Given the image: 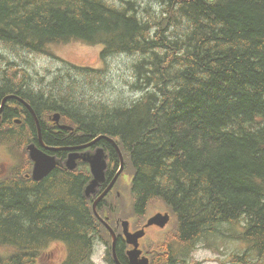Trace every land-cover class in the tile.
Listing matches in <instances>:
<instances>
[{
	"label": "trees",
	"instance_id": "trees-1",
	"mask_svg": "<svg viewBox=\"0 0 264 264\" xmlns=\"http://www.w3.org/2000/svg\"><path fill=\"white\" fill-rule=\"evenodd\" d=\"M73 38L103 45L106 60L134 56L130 86L140 96L132 104L74 100V78L91 80L102 70L66 62L75 76L52 89L44 82L28 89L27 74L20 84L0 81V105L9 94L31 103L43 141L54 146L65 143L47 128L54 111L84 133L81 139L117 138L138 211L162 198L181 216L186 240L244 219L240 239L257 254L256 264L264 262V0H0V48L40 54ZM15 118L28 132L20 137L24 151L28 142L38 143V127L29 107L10 97L0 125L20 128ZM100 145L113 178L119 152L106 140ZM28 167L0 177V264H33L38 248L51 241L73 248L69 264L85 249L89 259L98 230L94 200L85 195L89 167L57 166L36 181L26 178ZM124 242L118 239L117 255L130 264Z\"/></svg>",
	"mask_w": 264,
	"mask_h": 264
},
{
	"label": "rangeland",
	"instance_id": "rangeland-1",
	"mask_svg": "<svg viewBox=\"0 0 264 264\" xmlns=\"http://www.w3.org/2000/svg\"><path fill=\"white\" fill-rule=\"evenodd\" d=\"M178 23L179 20L176 19L175 26H177ZM1 48L3 50H1ZM1 48V82L8 78L10 80L13 79V81L20 84L23 76L27 74L28 83H26V85L28 89L29 84L38 87L39 82H44L47 88L52 89L59 82L62 83L63 79L66 77H72L69 75H73V77L75 76L73 70L66 68V62H68L79 66H90L102 70V72L99 74V77H94L91 80L84 77L77 79L74 78V83L79 86L74 90V92H72V97L74 100L79 97V99L85 98L91 100V102L95 101L104 103L106 102L107 104H116V102L128 99V101H131L132 104V102L140 96L139 92L130 86V83L133 82L135 78V72L132 73L133 70L131 67L134 63L132 61L134 56L129 57L128 54L125 55L122 53L108 57L106 60L102 55L101 45L89 44L84 40H79L77 38L54 43L49 46V49H46L48 52L40 54L38 52H26V49L22 47H20L22 49L21 50L13 45L8 46V44L4 45V47L1 45ZM90 84H92V86H90ZM17 87H19V85ZM36 87H34V89H37ZM93 87L95 89H92ZM67 88L68 87H66V89ZM89 88L92 89V92H90ZM124 94H126L125 97L123 96ZM10 95H14L12 98L19 100L23 99L18 94ZM7 102L5 105H7ZM1 106H3V104ZM2 112L0 113L1 120ZM45 112L46 111L43 113ZM56 114V112L50 113V116L52 117L50 119H53L54 121ZM21 118L25 119L23 117ZM19 124L20 128H15L11 122H8L5 125H0V141H2L0 146H4L0 149V177L4 179L8 178L4 177L6 173H9V176H12L15 170H25L27 164L30 162V160H32L29 152H27V150L23 151L22 148V144L26 143L27 141H22L21 138L24 137L23 134L27 132V130L24 129L22 123ZM13 132L19 133V136H15L17 140H7L5 137ZM11 142L15 144L10 146L5 145ZM122 154L123 160L125 162L123 170L125 175L121 180L123 186L120 185V180L118 179L109 193L97 205V213L93 208L94 214L98 219V230L96 234L97 237L94 241V252L96 251L97 253L95 262H98V264H111L110 259L113 255L111 249L112 238L110 233L112 235L113 232L115 233V228L118 227L119 222L122 220H132V226L134 229L138 226V224L144 225L146 222V217L152 215L154 212H156V210H166L167 207L173 215L172 218L174 222L172 227H174V229L164 232L160 231V228H157V233L150 234L151 236H156L152 238L155 241L154 244H147V246L153 251V255L156 256V262L158 264H166L168 260L167 256L169 254V246H172L176 252L180 253L185 247V243L177 239L179 236L178 220L176 215L173 213V210L162 198H154L151 200L148 204L146 213L143 216L137 215L134 207L135 197L131 191V187L129 185L130 181L128 179V177H130V179L132 178V174L129 170L127 156L124 152H122ZM88 166L91 170L89 172L91 173L92 169L90 163L86 165V167ZM108 180L109 179L107 177V179L102 182L101 186L99 187L100 191H102L101 193H103V186ZM118 190L119 193H117ZM101 193L98 195V197L101 195ZM87 198L93 199V196ZM102 202L106 204L105 209L101 206L99 208V205ZM93 204L94 201H92V206ZM109 207H112L113 211H111ZM104 221H106L112 227L113 232L107 227ZM243 222L244 219H240L239 221L232 222L230 225H228L227 221H223V225L218 226L219 231L216 232L220 233V235L215 236L214 234L212 237H207V235L203 236L204 238L202 237L203 239L200 241L199 246H196L191 255L189 251L185 257H182L180 254V264H256L255 262L257 261L254 260H256L257 254H252L250 245L241 242L242 240L240 239V235L245 228ZM167 229L168 227L161 230ZM93 231L95 230L93 229ZM150 231L153 232L154 230L149 229V232ZM147 239L149 238H144L142 241L145 242ZM143 244L145 245V243ZM57 246H62L63 251L61 253L63 257H67L70 254L68 252L69 247L67 248L63 241H51L45 247L49 248V250L53 249L59 253L60 249ZM34 248L35 247L31 249ZM50 252L51 251L46 253L45 257H47ZM260 253L261 252L259 250L258 258L260 257ZM189 255L190 258H188ZM84 256L87 258L86 253L81 257L83 258ZM77 258H79V256L76 255L75 259ZM258 264H264L262 257L258 260Z\"/></svg>",
	"mask_w": 264,
	"mask_h": 264
},
{
	"label": "flooded vegetation",
	"instance_id": "flooded-vegetation-1",
	"mask_svg": "<svg viewBox=\"0 0 264 264\" xmlns=\"http://www.w3.org/2000/svg\"><path fill=\"white\" fill-rule=\"evenodd\" d=\"M21 123L23 124V120H22ZM47 128L50 129V130H53L54 133H61L63 135V137H64V142H65L61 146H64V147L69 148V149H64L62 151H58V152H55L54 153V152H52V151H50V150H48L46 148L47 145H52V144H48V143L42 144V143H40L38 136H37L38 143L35 142V140H32V141L28 142L25 145V147L29 143H35V144H37L42 150H44L47 153H49L51 155H54L56 157V159L58 160V165L57 166H61L63 168H67L66 167V162L69 159L71 152H73V151H78V153H93V152H95L100 147L99 146L100 145V141L97 142V143H94V144H92L90 146L83 147V145H86V144L90 143L94 138L90 139V137H89L90 140H88V139H85V140L84 139H81V137H84L85 136L84 133L81 132V131L79 133H75V131L74 132H70L69 130H60L59 128L54 127V126H47ZM62 131H65L67 133H65V132L63 133ZM33 138L35 139V136ZM109 143H110V145H113V146L116 147V145H115L114 142L109 141ZM78 146H82V147L81 148H77V149H73V148L78 147ZM25 147H24V150H25ZM86 165H88V162L87 161H84L82 158H79L77 160V166H76L75 170L76 169L81 170V169L85 168ZM120 165H121V161H120V164L118 165L117 169L115 168L116 164L114 165V168L116 169L115 172H114V174H113L114 176H115L116 172L118 171ZM27 166H29L28 167L29 169H27L26 172H25L26 173V178H28V179L30 178L31 180L36 181L33 178V176H32V172H33V168H34V162H32V160H30V162L27 164ZM112 169H113V165H112ZM111 179H112V177H110L109 180L107 181V183L103 186V190L109 184V182L111 181ZM120 185L123 186L122 182H120ZM99 193H100V191H99ZM99 193L97 194V196L99 195ZM117 193H119V190L117 191ZM134 200H135L134 207H135V210H136L137 215L138 216H143L146 213V211H147L148 203L146 204L145 207H143L141 210L138 211L137 210V207H136V203H137L136 198H134ZM105 206H106V204L103 205L102 208L105 209ZM109 208L111 209V211H113V208L112 207H109ZM165 212L168 213L169 216H170V220H169L168 226L165 227V228L168 227V229L167 230H160V231L168 232L169 230L174 229V227H172L174 220L172 218L173 215H171V213H170V211L168 210L167 207H166V211ZM155 213L156 212H154L153 214H155ZM152 215H149L148 217H146V222L148 221V219ZM176 218L178 220V232H179V236H178L177 239H179L182 242H184L185 243V247L182 250V252L180 253V252H176L172 246H169V248H168V251H169L168 253L169 254L167 256L168 257V260H167L166 264H180L181 263L180 262V254H181L182 257H185L187 255V252L189 251L190 252V255H191L192 251L196 248V246H199V243H200L199 237H197V236L195 238H193V239H190V240H186V239H184L182 237V220H181V216H177ZM124 221H128L130 223V231H132V232H135V231L139 230L140 228L145 227V224H146V222H145L144 225L138 224V226L133 229L132 220H122L121 222L118 223V227L115 228V233H116V244H115L116 256L114 255V253L112 251V255L113 256L110 259L111 264H123L120 261L118 255H117L118 239H122V240L125 241L124 242V245H125V254H126V257H127L126 258L127 259L126 262H129L130 264H134L132 262V260H131V256H130V253H129L130 251H132V249L134 248V246L131 245V244H129L128 241H127V239L124 236V225H123V222ZM220 225H223V223L217 225L216 227L213 226L215 228L216 232L219 231L218 226H220ZM155 228L157 229V228H160V227H158L157 225H153V226H150V227H148L146 229L147 230L146 235L142 239H140V246H139L140 251L142 250V252L139 255V259L140 258L143 259V258L147 257L149 259V261H150V264H153V261L156 264H158L156 262V256L153 255V251L147 246V244H154V242H155L154 239H152V238H154L156 236H151L150 235V234H153V233H157L158 232V230H154ZM120 229H121V231H120ZM149 229H153L154 231L153 232H151V231L149 232ZM110 235H111V238H112V234L111 233H110ZM217 235L219 236L220 233H216L215 234V236H217ZM144 238H149V239H147L145 242H143L142 240ZM142 242L145 243V245ZM57 247H59V249H60L59 253L56 252L53 249L49 250V248H47V247L38 248L40 251H39V253H37L38 255H37L36 259L33 257V264L34 263L35 264H59V263L60 264H69L70 263V259L72 257L71 254L73 252V248H68L67 247L68 248V252L70 254L67 257H63L62 256V253H61L63 251L62 246H57ZM149 249H150V251H149ZM49 251H51L50 254L47 257H45V254L48 253ZM80 255L82 256V253H80ZM109 255H110V253H109ZM190 255H189L188 258H190ZM75 256L76 255H73V259L75 260L74 261V264L76 262H78L77 264H98V262H95V257L97 256V253H96V251L94 252V250H93V254L91 255V257L89 259H87L85 256L83 258L82 257H79V258L75 259ZM188 261H189V259H188Z\"/></svg>",
	"mask_w": 264,
	"mask_h": 264
},
{
	"label": "water",
	"instance_id": "water-1",
	"mask_svg": "<svg viewBox=\"0 0 264 264\" xmlns=\"http://www.w3.org/2000/svg\"><path fill=\"white\" fill-rule=\"evenodd\" d=\"M14 96V95H13ZM12 95L4 98L3 100V106L0 108V113L4 110L5 104L8 100V98L13 97ZM30 110L32 109V106L26 102V100L21 99ZM34 111V110H33ZM36 116V115H35ZM1 120V116H0ZM54 121L59 124L61 121V115L56 114ZM63 128H67L66 125H62ZM114 142V141H113ZM116 147L119 150L120 153V159H121V166L113 180L110 182L108 187L101 193V195L94 201L93 208L94 211L97 213V205L99 202L109 193V191L113 188L114 184L118 180L120 174L124 170V160H123V154L116 142H114ZM29 155L32 158L34 162V168L32 172V176L35 180H41L44 177H46L52 170H54L58 165V160L55 156H48L46 153L38 149L35 145L29 146ZM79 158H82L84 161H88L91 165L92 169V178L85 187V195L87 197H91L92 195H96L99 191V187L101 186L102 182L106 180V171L108 168V154L106 151L102 148L98 149L95 153H84V154H70L69 159L66 162V167L70 170H74L77 166V160ZM170 220V216L168 213L165 212L163 209L156 210V213L153 214L145 224V227L140 228L139 230L132 232L130 231V223L128 221H124V236L127 239L128 243L133 245L134 248L132 251H130L131 260L134 264H150V261L147 257L143 259H139V255L141 253L139 246H140V239H142L144 231L153 225H159L160 230L165 228ZM104 223L107 225V227L113 232L112 227L104 221ZM158 230V229H154ZM113 253L116 256L115 251V244H116V235L113 232Z\"/></svg>",
	"mask_w": 264,
	"mask_h": 264
},
{
	"label": "bare ground",
	"instance_id": "bare-ground-1",
	"mask_svg": "<svg viewBox=\"0 0 264 264\" xmlns=\"http://www.w3.org/2000/svg\"><path fill=\"white\" fill-rule=\"evenodd\" d=\"M8 96H10V94L9 95H7L6 97H8ZM5 97V98H6ZM4 100V99H3ZM3 104V101H2V103H1V105ZM31 106H33L31 103H29ZM1 105H0V107H1ZM32 109L34 110H30L31 111V113H32V115L34 116V118H35V121H36V124H37V127H38V131H39V136H38V138H39V141H40V143H42V144H45V142L43 141V138H42V127H41V121H40V118L38 117V115H37V113H36V111H35V109L32 107ZM54 112H56V113H58V114H60L61 115V112L60 111H54ZM52 113V112H51ZM36 115V116H35ZM61 117H62V115H61ZM50 118H52L51 116H50V114L48 115V121H47V123H51L52 125H49V126H54V127H57V128H59L60 130H69L70 132H74L75 131V127L72 125V124H70V123H59V124H57L55 121H53V119H50ZM16 120H15V122H16V124H19V123H21L22 122V119H18V118H15ZM62 125H66L67 126V128H63L62 127ZM2 139V138H1ZM106 140V141H114V142H116V143H118V141H117V138H115V137H112V136H109V135H107V134H99L97 137H95L90 143H88V144H86V145H83V147H86V146H90V145H92V144H94V143H97V142H99L100 140ZM30 145H35L38 149H40L41 151H43L44 153H46L48 156H54V155H51V154H49V153H47L46 151H44V150H42L37 144H35V143H29L26 147H25V150H27V152H29L30 150H29V146ZM100 147L98 148V149H100V148H102V149H104L101 145H99ZM82 146H78V147H75V148H73V149H77V148H81ZM46 148L48 149V150H50V151H52V152H58V151H62V150H64V149H69V148H66V147H60V146H54V145H47L46 146ZM72 149V150H73ZM97 149V150H98ZM96 150V151H97ZM105 150V149H104ZM95 151V152H96ZM95 152H93V153H95ZM72 153H74V154H84V153H78V151H73V152H71V154ZM159 226V225H158ZM146 232H147V230H145L144 231V234H143V236L142 237H144L145 235H146ZM86 250V249H85ZM78 251V250H77ZM76 251V252H77ZM141 252H142V250H141ZM82 253H83V251H82Z\"/></svg>",
	"mask_w": 264,
	"mask_h": 264
}]
</instances>
